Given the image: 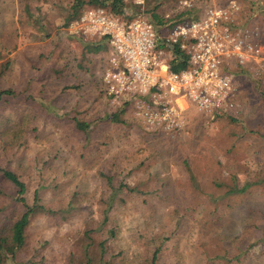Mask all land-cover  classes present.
Here are the masks:
<instances>
[{
	"label": "rangeland",
	"instance_id": "obj_1",
	"mask_svg": "<svg viewBox=\"0 0 264 264\" xmlns=\"http://www.w3.org/2000/svg\"><path fill=\"white\" fill-rule=\"evenodd\" d=\"M75 1L0 0V90H10L0 99V167L19 174L29 203L38 190L56 210L31 219L25 245L7 264H83V231L103 219L100 196L110 173L136 189L112 217L116 235L107 238L111 247L104 257L110 264H140L146 241L170 222L176 227L157 264H264V242L250 245L264 229V183L242 197L231 196L237 208H219L226 227L220 229V243L210 228L214 210L229 203L223 194L232 173L241 183L253 174L264 177V67L256 62L233 71L236 112L208 116L190 107L179 130L164 131L147 124L127 95L107 93L103 75L111 49L102 37L66 30ZM238 2L237 24L264 49V0ZM156 3L165 17L183 9L179 0H151L149 7ZM114 113L122 123L111 119ZM76 120L90 127L82 131ZM1 175L4 216L20 204L15 187ZM70 199L78 209L65 217L59 209ZM176 205L180 210L174 212ZM225 247L228 257L245 253L239 262L207 260Z\"/></svg>",
	"mask_w": 264,
	"mask_h": 264
},
{
	"label": "built area",
	"instance_id": "obj_2",
	"mask_svg": "<svg viewBox=\"0 0 264 264\" xmlns=\"http://www.w3.org/2000/svg\"><path fill=\"white\" fill-rule=\"evenodd\" d=\"M196 0H179L182 7L198 6ZM137 14L115 15L105 8L87 7L69 21L73 35L103 37L111 49L110 66L103 83L113 97L128 96L149 125L176 131L184 125V111L205 114L237 111L233 71L260 63L264 49L249 29L237 24L238 0L202 5L200 15L161 30L146 16V0H132ZM179 44L188 67L169 68V50L159 43Z\"/></svg>",
	"mask_w": 264,
	"mask_h": 264
},
{
	"label": "trees",
	"instance_id": "obj_3",
	"mask_svg": "<svg viewBox=\"0 0 264 264\" xmlns=\"http://www.w3.org/2000/svg\"><path fill=\"white\" fill-rule=\"evenodd\" d=\"M151 0H146L145 2V14L146 16L156 25L157 29H161L165 24L168 27L173 26L178 22H182L184 20H193L196 19L200 14V8L202 5L194 6V7H183L179 12L169 15L165 17V14L162 12H157L156 8L159 7V3H156L153 7H149V3ZM176 2L178 0H175ZM87 3L89 4L87 7H103L109 13L120 15L127 14L134 15L139 13L140 7L135 5L132 0H76L75 3L71 6V10L69 12L68 20L71 21L78 13L82 10V6ZM197 5V2H195ZM28 8V4H25V9ZM82 9V10H81ZM163 12L165 10L163 9ZM75 15V16H74ZM173 18H176L174 22H169ZM101 43H107L105 38L99 39ZM160 42V41H159ZM108 44V43H107ZM94 45L93 50H97L100 46ZM160 47L167 48L169 50L168 55V65L170 70L172 71H180L189 65V60L187 54L180 49L179 44H166L164 42L159 43ZM88 48V47H87ZM89 49V48H88ZM243 70V69H242ZM241 71V70H240ZM234 73V72H233ZM236 73V72H235ZM5 93H10V90H0V99L1 96ZM238 96V95H237ZM238 99V98H237ZM212 114H209L210 116ZM111 119L115 122L122 123L123 120L118 116V113H114L111 115ZM232 120H235L231 117ZM76 128L86 131L90 127L89 122H83L81 120H76L75 122ZM187 167H189V162H185ZM190 170V169H189ZM0 172L2 173V178L13 185L15 187V201L20 204L19 210L11 212L8 215L0 216V264H7L8 257H14L16 252L25 245L26 242V230L27 227L33 217L40 213L55 215L56 210L47 206L40 196L38 190H35L32 196V201L29 203L26 199L27 186L25 182L20 178L19 174L12 169H7L0 167ZM192 177V176H191ZM106 182L108 184L107 190L103 192L100 196V202L103 203L102 213L103 219L95 224L93 227L89 225L83 231L82 237V252H83V264H110L109 259H105L106 251L109 247H111V243L108 244L109 237H114L116 235V228L114 227V221L112 217H114L115 213L126 204L127 197L136 191L135 188L130 187L127 182H124L122 178H116L114 174H106ZM193 179V177H192ZM264 183V177H261L260 174H253V176L248 177L244 183L239 181V177L237 174L232 173L230 175L229 188L223 194V197H227L229 203L218 206L213 213V216L210 220V228L214 236H216L217 243L221 242L220 238V229L221 231L225 230V226L223 225V217L221 213L217 211L219 208H237L238 205L234 204L231 196H244V194L253 192L252 189L254 186ZM165 186V183H164ZM169 186H167L168 188ZM156 190V191H160ZM198 190L195 191V198H198ZM155 193L150 192V197ZM174 196V195H173ZM172 196V197H173ZM171 197V198H172ZM222 197V198H223ZM160 198V196H159ZM164 201H167L169 197L164 195ZM199 199V198H198ZM145 202L151 209L153 210L154 206L149 203L148 199H144ZM216 200V199H215ZM78 207L74 205V200L70 199L67 203L66 207H61L59 209L61 215L67 217L76 211ZM180 210V208L176 205L173 209L174 212ZM252 213V211L250 212ZM67 214V216H66ZM249 215V214H248ZM251 216V215H250ZM249 216V217H250ZM254 219V218H252ZM251 219V220H252ZM162 224V223H161ZM256 224V223H254ZM251 226V225H250ZM176 226L170 222L169 224H162L156 230L155 236L156 239L151 238V240L146 241L144 244V256L140 264H157L160 253L163 250L164 244L171 238L174 233V228ZM252 227V226H251ZM259 228V225H256ZM142 233V231L140 232ZM105 234H108V237H104ZM143 234V233H142ZM87 239V241H86ZM260 242H264V229H260V235L254 237L253 241L250 243L251 246H255ZM229 250L225 247L222 250V253L214 254L213 257H208L207 260L211 263H214L216 259L227 258L228 261L236 262L241 260V254H244L245 251H242L238 254H233L231 257L226 256ZM147 254V256H146ZM109 255H107L108 257ZM113 264H118L117 262Z\"/></svg>",
	"mask_w": 264,
	"mask_h": 264
}]
</instances>
